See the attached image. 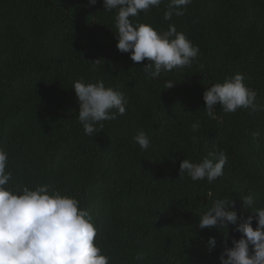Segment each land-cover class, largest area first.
Instances as JSON below:
<instances>
[{
	"label": "trees",
	"instance_id": "1",
	"mask_svg": "<svg viewBox=\"0 0 264 264\" xmlns=\"http://www.w3.org/2000/svg\"><path fill=\"white\" fill-rule=\"evenodd\" d=\"M168 3L130 19L158 32L174 24L200 53L190 67L149 79L147 59L136 63L118 50V9L105 11L103 0H0V148L13 174L8 186L49 185L77 198L110 264H220L241 234L233 225L200 229V216L225 198L242 218L254 216L242 205L249 193L254 207L264 208V111L226 113L217 105L212 120L203 99L207 87L239 72L264 105V0H191L182 16L165 20ZM81 79L103 80L128 98L126 114L97 125L92 136L78 120L72 89ZM167 81L175 85L166 89ZM140 131L152 141L147 150L133 143ZM220 150L228 164L215 182L180 179L182 161ZM210 237L217 240L211 251Z\"/></svg>",
	"mask_w": 264,
	"mask_h": 264
},
{
	"label": "clouds",
	"instance_id": "2",
	"mask_svg": "<svg viewBox=\"0 0 264 264\" xmlns=\"http://www.w3.org/2000/svg\"><path fill=\"white\" fill-rule=\"evenodd\" d=\"M96 2L90 0L92 5ZM103 3L105 11L118 9L115 16L118 50L130 53V59L136 63L147 59L143 70L149 79L159 78L162 72L190 67L198 57L199 47L178 32L174 24H169L166 31L158 32L150 24H133L131 21L130 17L152 7L158 8L162 0H103ZM190 3L191 0H169L163 18L171 20L173 15L182 16L184 7ZM245 79V75L238 72L226 77L223 83L207 87L203 93L207 117L217 120V105L226 113L241 108L264 111V105L256 103L258 93L246 85ZM174 85L171 81L165 82L166 89ZM72 89L80 104L78 120L88 136L97 132V125L103 129L102 122L126 114V95L106 86L103 80L96 83L77 80ZM199 128V121L192 123V132ZM252 135L254 139L259 137L258 132ZM133 143L147 150L152 141L140 131L133 137ZM227 164L228 156L222 150L209 152L199 162L188 158L180 163V179L187 174L192 181L206 179L211 184L223 175ZM8 168V153L0 148V264H110V257L96 243L94 218L81 207L77 198L62 195L49 185L13 189L8 186L13 175ZM241 199L243 208L252 209L250 212L257 221L255 228L254 216L242 218L235 210V202L226 198L213 201L200 216L199 228L211 230L233 225L241 234L238 240L232 239V247H225L219 257L220 264H264V208L254 207L252 193ZM216 245V238L210 237L209 251Z\"/></svg>",
	"mask_w": 264,
	"mask_h": 264
}]
</instances>
